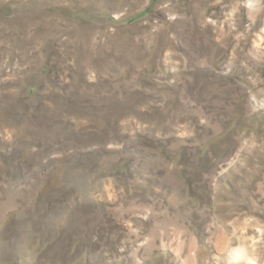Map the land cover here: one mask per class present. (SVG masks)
<instances>
[{
    "label": "rangeland",
    "instance_id": "obj_1",
    "mask_svg": "<svg viewBox=\"0 0 264 264\" xmlns=\"http://www.w3.org/2000/svg\"><path fill=\"white\" fill-rule=\"evenodd\" d=\"M0 264H264V0H0Z\"/></svg>",
    "mask_w": 264,
    "mask_h": 264
}]
</instances>
